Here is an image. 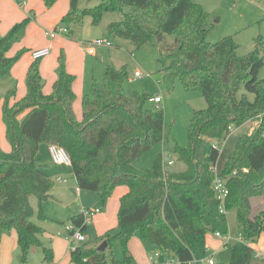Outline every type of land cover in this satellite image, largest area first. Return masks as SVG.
I'll return each mask as SVG.
<instances>
[{
  "label": "trees",
  "instance_id": "1",
  "mask_svg": "<svg viewBox=\"0 0 264 264\" xmlns=\"http://www.w3.org/2000/svg\"><path fill=\"white\" fill-rule=\"evenodd\" d=\"M55 1L44 3L51 7ZM105 12L122 16L107 24L108 36L126 39L137 48L158 41L163 50L158 58L160 70L170 88L178 80L186 91L200 90L206 107L193 111L188 144L179 146L165 131L163 111L148 106L153 96L125 91L126 65H105L101 80H92L89 93L81 100V121L72 109L75 76L67 71L63 54L50 93L44 91L38 66L31 65L25 96L16 100L15 90H11L2 100V120L11 150L0 149V242L5 231L13 229L17 258L22 263L34 246L41 247L43 260L53 259L51 247L42 242V228L31 220L34 210L30 202L31 197L37 199L36 216L46 220L42 203L52 197L53 180L35 156L41 144H48L64 149L77 187L97 194L95 207L104 208L116 187L128 188L119 199L117 226L94 245L73 247L71 262L132 264L127 245L134 235L182 262L203 258L207 256L206 235L227 233L226 214L220 212L212 188L219 155L212 139L256 120L254 130L239 137L221 171L228 189L224 205L227 211L235 210L242 240L224 243L216 261L264 264V257L251 246L264 232V209L256 211L252 205V199L264 195V78H258L264 65V36L257 35L254 48L246 54L239 53L231 35L208 41V13L194 0H102L91 8L69 10L61 23L70 30L73 23L90 15L92 24H98ZM29 20L0 35V77L9 73L20 56L6 53ZM167 37L171 42L167 43ZM241 86L253 94L252 100L247 93L237 96ZM164 140L171 142L172 152L185 164L183 171L165 172L161 153L147 169L134 166L136 158ZM69 224L82 233L88 227L82 212L72 215ZM100 241L107 242L103 251L97 249ZM115 244L122 249L121 258L114 253Z\"/></svg>",
  "mask_w": 264,
  "mask_h": 264
},
{
  "label": "rangeland",
  "instance_id": "2",
  "mask_svg": "<svg viewBox=\"0 0 264 264\" xmlns=\"http://www.w3.org/2000/svg\"><path fill=\"white\" fill-rule=\"evenodd\" d=\"M25 1L27 4L29 2V5L33 3V12L31 14L24 13L17 15L18 22L26 18L30 20L19 38L6 53L10 57L15 56L17 53L20 56L9 73L0 77V149L6 152L11 150L6 128L2 120L3 97L11 90H15L14 98L16 100L25 96L26 73L31 65L38 66L39 73L42 76L44 91L50 93L52 91L54 75L55 77L57 75L58 58L61 54L64 56L67 71L75 76L73 88L75 98L72 102V109L77 121H81L82 117V97L89 93L93 79L101 80L104 66L112 65L118 68L126 65L128 79L123 84L125 91L146 92L152 96H160L161 101L156 106L163 111L165 131L170 134L171 140L177 145L186 146L188 144V129L193 111L205 108L206 101L200 90L186 91L178 80L170 88V82L165 78V72L160 70L161 64L158 62V58L163 53V50L160 48L158 41H155L154 44L137 48L126 39L108 36L106 32L107 24L122 18L117 12L103 13L98 24H92L90 15H84L80 22L73 23L70 26V29L73 30L72 33L67 35L58 34L55 38L51 39L47 33L54 30L57 26H62L61 19L63 15L71 10L72 0H56L51 7H47L44 0ZM76 1L77 8L84 9L98 5L102 0ZM194 1L199 3L208 13L206 23L211 27L207 36L208 41L214 43L226 35H231L239 45V53L246 54L254 48L253 39L259 34L264 36V0ZM61 4L63 7H67L65 8L66 10H63L64 8ZM24 9L26 10V6L21 8V10ZM4 31L0 32V34L7 32V30ZM101 38H106L109 45L99 46L93 43L96 39ZM167 38V43L171 42V38ZM45 42L51 46L50 54L35 62V60L30 58V52L38 49L39 43ZM89 48L94 49L93 54L88 53ZM136 70L142 73L143 76L141 78L134 77ZM258 78H264V65L258 73ZM242 93H247L249 99H253V94L247 92L244 86H241L237 96L240 97ZM152 105L155 106V103L148 102V106ZM257 122L256 120L246 121L238 127L231 128L225 137L212 139V143L216 144L219 148V155L214 166L215 178H220L226 160L235 149L239 137L250 134L254 130L255 125H257ZM158 153L162 154V160L165 162L163 163L165 172H179L185 168V164L178 159V155L172 152L171 142L166 140L158 143L136 158L134 166L139 170L149 168ZM168 160H172L173 163L168 165L166 163ZM67 166L69 165L67 164ZM121 188L122 186H119L113 190L104 208L100 207L98 213L87 217L88 225L94 224L95 219L100 218L103 221L97 223L99 227H102V225L107 227L117 226L116 211ZM82 191L87 194V203H91L93 198H97L95 192ZM59 192L60 182L55 179L50 190L52 197L44 201V203L55 204L57 197L54 194ZM97 201L98 198L87 208H93ZM30 202L34 210H37V199L31 197ZM252 205L256 211L264 209V195L252 199ZM226 219V235L230 237V240L227 242L232 244L240 241L242 228L236 219L234 209L226 212ZM31 220L39 222L35 213ZM46 223L49 224V227L44 228V232L52 235V238H54L53 236L63 238L69 243L70 247L77 246L79 243L93 245L89 240L78 242L71 239L68 232L64 236V234H61L60 223L42 222V224ZM45 233L42 236V242L47 245V240H50L51 237L48 238ZM5 234H10V231H5ZM225 242L226 240L217 238L214 233H208L206 235L207 256H213L216 259L218 252L222 249ZM127 247L133 255L132 264H153L151 256L158 253V249L155 246L146 243L138 235H134L129 240ZM113 249L116 257L121 258V247L115 244ZM17 252L18 249L15 250L16 255ZM42 258L41 247L34 246L31 247L25 263H22L15 257L14 264H48Z\"/></svg>",
  "mask_w": 264,
  "mask_h": 264
},
{
  "label": "crops",
  "instance_id": "3",
  "mask_svg": "<svg viewBox=\"0 0 264 264\" xmlns=\"http://www.w3.org/2000/svg\"><path fill=\"white\" fill-rule=\"evenodd\" d=\"M25 6H26V10L25 9L21 10V8L25 7ZM33 6H34L33 3H31L29 5V2L27 4L25 0H0V32H2L4 30L8 31L14 23L18 22L17 21L18 20V18H17L18 14H24V13L31 14L33 12ZM62 7H63V5H62ZM63 8H64L63 10H66L65 8H67V7L64 6ZM21 11H22V13H21ZM62 14H65V13H62ZM72 31L73 30L70 29V33H72ZM3 34H5V33H1L0 35H3ZM259 35H262V34H259ZM55 37L56 36L50 37V38L53 39ZM37 47H38V49L43 48V47H49L50 51H51V46H49L46 42L45 43H39ZM91 54H93V53H91ZM47 56H45V57H47ZM30 58L33 59L31 56V52H30ZM56 77H57V75H56ZM56 77L54 75L53 82L56 79ZM74 84H75V82H74ZM74 84H73V88H74ZM46 93H48V92H46ZM24 115H25V112L20 114L18 116L19 120H22ZM255 127H256V125H255ZM49 146L50 145H48V144H41L40 145V147L36 153V156H35V161L42 166L43 171L53 181L55 179H57L58 177L61 179L60 181L57 179V181L60 182V192L54 194L57 197L55 204H52V203L48 204V203H44V202L42 203L43 211L48 218L46 220H39L38 219L39 222L38 223L35 222V223L42 228V230H43L42 236L45 233L44 228L49 227L48 226L49 224H47V223L42 224L43 221H49L52 223H60L61 234H64V236H65V233L68 232L67 227L69 225L70 217L74 214L80 213L82 211V209L87 208V206L92 205L98 197L93 198L91 203L86 202V198H87L86 195L87 194L84 193L81 189H79L77 187L76 179L74 177V174H73V171H72L70 164H69V166H67L64 164L54 163L52 160L50 151H49ZM50 162H52L54 164H51ZM183 170H181V171H183ZM127 191H128L127 186H122V188L119 192V195H118L119 199ZM53 193H55V192H53ZM119 199H118V207H119ZM36 205H37L36 206V209H37L38 203H36ZM95 206H96V204H95ZM95 206H93V207H95ZM118 207H117V211H118ZM33 210H34V208H33ZM117 211H116V213H117ZM34 213L36 215L37 210H34ZM99 221H103V220H101L100 218H98V219L96 218L94 221V224L88 225L87 230L85 232L86 240H89V242L93 243V245L96 244V240L99 237L103 236L106 231L114 229L116 226L115 225L113 227H107V226L102 225V227H99L97 225V223ZM116 223H117V220H116ZM45 235L48 236V238H50L52 236L49 233H45ZM53 237L54 238L51 237L50 240H47V245H49L53 251V259L51 261H49V260L47 261V260H43V258H42V260L47 261L48 264H74L70 260V250L73 247H70L69 243L66 240H64L63 238H59V237H55V236H53ZM101 242L102 241H100L98 243V245H100ZM78 245H82V244L79 243ZM251 246L259 254H264V232H262L260 234L257 242L252 243ZM16 249H18V247H17V237H16L15 230H10V234H8V235L4 233L2 235L1 242H0V264H14V259H15V257H17V255L15 254ZM130 254H131V252H130ZM132 257H133V255H132Z\"/></svg>",
  "mask_w": 264,
  "mask_h": 264
},
{
  "label": "built area",
  "instance_id": "4",
  "mask_svg": "<svg viewBox=\"0 0 264 264\" xmlns=\"http://www.w3.org/2000/svg\"><path fill=\"white\" fill-rule=\"evenodd\" d=\"M69 33H70L69 28L62 25V26L55 27L54 30L49 31L47 34L50 37H54L58 34L67 35ZM93 43H95L96 45H99V46L109 45L106 38L96 39ZM49 53H50V48L49 47H43V48L32 50L31 56L34 60H36V59H40V58L47 56ZM88 53H90V54L94 53V49L89 48ZM142 76L143 75L139 70H136L134 72V77L141 78ZM150 101L155 103V105H156L157 103H159L161 101V97L158 95L153 96L150 99ZM49 151H50V154H51V157H52V160L54 163L65 164V165L70 164L69 157L67 156L66 152L64 151V149L62 147L57 146V145H50ZM163 163H165V162L162 161V164ZM166 163L168 165H170L173 163V161L168 160ZM163 168H164V165H163ZM213 172H214V167H213ZM232 174H235V171H233ZM57 179L59 181L61 180L59 177ZM212 188H213V191L215 193L216 198L220 201V208H219L220 212L226 214L227 210L225 208L224 202H225V198L228 194V189L225 186V179H223L221 176H220V178H215V174H214V179L212 182ZM99 211H100L99 207H93V208H84V209H82L81 212H82L83 216L85 217V221L87 222V217L92 216V215L98 213ZM67 231H68V234L70 235L71 239L77 240L78 242H83L86 240L85 234L82 233L81 231H79L78 228H73V226L70 224L67 227ZM69 232H72V233H69ZM214 234L217 238H222V239L226 240L225 243H227V241L230 240V237L227 235H223L219 232H215ZM240 240H242V238H240ZM257 254L264 257V255L259 254L258 252H257ZM151 257L153 260V262H152L153 264H217V261L213 256H211V257L205 256L203 258H192L191 260H189L187 262H182L172 255L161 254V252L159 250H158V253H156L155 255H153Z\"/></svg>",
  "mask_w": 264,
  "mask_h": 264
},
{
  "label": "water",
  "instance_id": "5",
  "mask_svg": "<svg viewBox=\"0 0 264 264\" xmlns=\"http://www.w3.org/2000/svg\"><path fill=\"white\" fill-rule=\"evenodd\" d=\"M76 2H77L76 0H72L71 9H76L77 8V6H76L77 3ZM106 246H107V242L106 241H102L101 244L97 246V249L99 251H103V250H105Z\"/></svg>",
  "mask_w": 264,
  "mask_h": 264
}]
</instances>
